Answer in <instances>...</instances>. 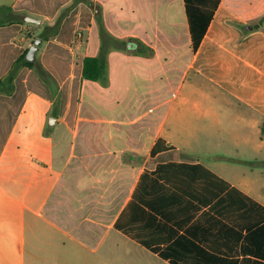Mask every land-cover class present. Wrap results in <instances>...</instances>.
Here are the masks:
<instances>
[{
	"label": "crops",
	"instance_id": "obj_1",
	"mask_svg": "<svg viewBox=\"0 0 264 264\" xmlns=\"http://www.w3.org/2000/svg\"><path fill=\"white\" fill-rule=\"evenodd\" d=\"M72 1L0 0L23 21L0 26V79ZM148 11L153 21L139 22ZM94 18L78 3L38 46L60 98L45 135L21 128L34 100L54 102L33 70L0 95V264H264V182L255 191L223 175L229 162L264 165L251 158L264 146V0H219L195 50L185 0H134L131 34L106 56L131 71L109 66L106 86L81 79L100 52ZM110 91L119 116L75 114L79 96L108 108Z\"/></svg>",
	"mask_w": 264,
	"mask_h": 264
},
{
	"label": "rangeland",
	"instance_id": "obj_2",
	"mask_svg": "<svg viewBox=\"0 0 264 264\" xmlns=\"http://www.w3.org/2000/svg\"><path fill=\"white\" fill-rule=\"evenodd\" d=\"M133 4L134 0H93L92 6L89 7L93 15L98 14V18L95 19V24L99 30L100 26L106 28V32L108 33L109 36L112 38H119V34L122 36H126L131 34L129 32V29H126L130 25V23L133 22ZM160 13L163 15L162 9H160ZM148 17L144 16L141 17L139 22H142L143 20L145 21H153V14L152 11L147 12ZM128 30V31H125ZM59 31V30H58ZM129 32V33H128ZM76 36H80L83 40L82 33L78 32ZM126 39V38H124ZM128 39V38H127ZM127 39L123 41L124 44H122V47L126 48L125 43H127ZM122 40V39H121ZM191 56V51L186 52L184 49L183 51L179 52L177 58H175L172 63L174 67V71H182L186 66L189 61V58ZM123 64L124 66L120 69V71H131L129 70L128 65L126 66L125 63L121 61H110L108 63V67L110 66V71H118L119 64ZM44 83V82H43ZM45 84V83H44ZM46 85V84H45ZM47 86V85H46ZM49 91L51 92L50 88L47 86ZM113 93L110 91L109 95H106L103 97L102 102L104 103L103 110L101 106L92 105L86 100L85 96H79L77 98V102L79 103L78 109L75 110V114L77 116H84V117H109L110 119H113L117 116L120 115V109L116 106V103H112L111 95ZM60 99V98H59ZM101 99V98H99ZM110 103H109V102ZM34 105H29V109L25 112V116L21 120V128L23 129L22 131H34L36 133H40L41 136L45 135L49 129H51L55 123H56V118L61 116V113L55 114L54 112L56 111L55 105L53 102L52 106H47L43 104L37 103V101H33ZM59 104V102H58ZM108 104V105H106ZM57 110L59 111V107H57ZM103 110V111H102ZM57 111V112H58ZM64 116H66L64 119V122L62 124L63 129L59 131L63 132H70L68 128H71L73 126L70 124V108H67V111H63ZM49 118H53L54 120L51 121V123H48ZM66 121V122H65ZM112 126H117V124L111 125V128H114ZM116 128V127H115ZM25 129V130H24ZM34 142V140L32 139ZM16 142H21L16 141ZM27 143V142H26ZM198 145V143H195L194 146ZM206 148H211L216 146V141H206ZM224 151H228V156L231 159H240V158H245L241 157L240 153H234V150L231 149V144L229 141H223V146L221 145ZM263 154H256L254 152L253 154V160L261 161L264 159V146L262 148ZM227 153V152H226ZM247 158V157H246ZM250 158V157H248ZM226 164V163H225ZM252 163H249L247 166L246 165H241L236 162H229L228 165H230L231 170L224 169L223 170V175L227 176L228 178L232 180H240L241 178H248L251 182H253L254 185V190L255 191H261V186L262 183L264 182V165H250ZM112 254V253H111ZM64 257V255H63ZM111 260L114 261L117 259L116 253L112 254Z\"/></svg>",
	"mask_w": 264,
	"mask_h": 264
},
{
	"label": "trees",
	"instance_id": "obj_3",
	"mask_svg": "<svg viewBox=\"0 0 264 264\" xmlns=\"http://www.w3.org/2000/svg\"><path fill=\"white\" fill-rule=\"evenodd\" d=\"M218 2L219 0H185V9L191 34L192 50L196 49L200 39L202 38ZM78 3H84L88 7L92 6V2L90 0H73L71 4L58 14L52 23L43 24L37 38L42 41H46L49 37L55 36L58 33L62 19L67 15L68 11ZM97 18L98 14H96L95 19ZM14 22L23 23L20 15L14 12L11 8L1 7L0 26ZM99 33L101 38L100 52L95 57H85L83 59L81 79L98 82L102 86H106L108 69L106 58L107 53L111 50H117L120 48L117 46L118 41L109 36L104 27L100 26ZM31 40V42H33L34 38L32 37ZM26 52L27 50L14 60L9 71L2 79H0V95H12L14 92V79L21 69L27 68L33 70L35 75L50 88L51 94L54 98V107L56 109L59 102V95L57 93L54 80L48 72L44 70L38 60L35 59L33 62L27 61L25 58ZM261 135L264 136V125L261 126ZM158 143L159 140L153 149L158 148Z\"/></svg>",
	"mask_w": 264,
	"mask_h": 264
},
{
	"label": "water",
	"instance_id": "obj_4",
	"mask_svg": "<svg viewBox=\"0 0 264 264\" xmlns=\"http://www.w3.org/2000/svg\"><path fill=\"white\" fill-rule=\"evenodd\" d=\"M23 20L26 23H32V24H36V25H40L41 24V20L39 19H35L33 17H29V16H25L23 17ZM41 44V39L36 38L33 43L30 45L29 49L26 52L25 58L27 61L33 62L36 59V52L38 50V46ZM54 120L53 118H49L48 123L50 124L51 121Z\"/></svg>",
	"mask_w": 264,
	"mask_h": 264
},
{
	"label": "built area",
	"instance_id": "obj_5",
	"mask_svg": "<svg viewBox=\"0 0 264 264\" xmlns=\"http://www.w3.org/2000/svg\"><path fill=\"white\" fill-rule=\"evenodd\" d=\"M80 38H81L80 36H77V40H78L79 42H81Z\"/></svg>",
	"mask_w": 264,
	"mask_h": 264
}]
</instances>
